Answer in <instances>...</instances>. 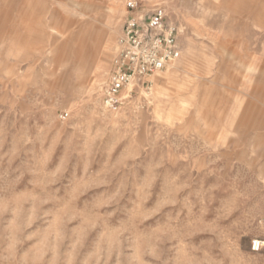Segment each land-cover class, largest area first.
Here are the masks:
<instances>
[{"label": "rangeland", "instance_id": "rangeland-1", "mask_svg": "<svg viewBox=\"0 0 264 264\" xmlns=\"http://www.w3.org/2000/svg\"><path fill=\"white\" fill-rule=\"evenodd\" d=\"M128 1L0 0V264H264V0H138L182 54L111 109Z\"/></svg>", "mask_w": 264, "mask_h": 264}, {"label": "built area", "instance_id": "built-area-1", "mask_svg": "<svg viewBox=\"0 0 264 264\" xmlns=\"http://www.w3.org/2000/svg\"><path fill=\"white\" fill-rule=\"evenodd\" d=\"M126 7L130 14L119 36L104 91V103L111 109L119 107L130 85L145 83L148 76L173 64L182 54L180 29L165 5L145 9L138 0H129ZM261 243L254 241L253 250L259 251Z\"/></svg>", "mask_w": 264, "mask_h": 264}, {"label": "bare ground", "instance_id": "bare-ground-1", "mask_svg": "<svg viewBox=\"0 0 264 264\" xmlns=\"http://www.w3.org/2000/svg\"><path fill=\"white\" fill-rule=\"evenodd\" d=\"M110 45V43L108 44V46ZM133 85V84H132ZM131 86V85H130ZM263 244H264V242H263Z\"/></svg>", "mask_w": 264, "mask_h": 264}]
</instances>
